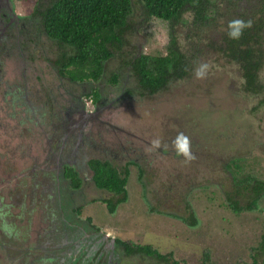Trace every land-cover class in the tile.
Listing matches in <instances>:
<instances>
[{
    "label": "rangeland",
    "instance_id": "obj_1",
    "mask_svg": "<svg viewBox=\"0 0 264 264\" xmlns=\"http://www.w3.org/2000/svg\"><path fill=\"white\" fill-rule=\"evenodd\" d=\"M11 2L16 13L26 14L33 8L35 0ZM133 28L137 29L127 37L128 49L133 45L144 53H166L170 38L167 21L151 18ZM184 30H189V27L184 26ZM27 37L30 44L37 42L33 44V52H27L21 42L18 49L24 52L9 56L6 60L9 72L20 82L16 89L19 98L17 112L21 115L22 112L27 114L30 111L27 118L19 117V122L43 117L45 106L41 103L49 95L42 89V85L54 83L65 94L66 103L70 107L68 109L74 113L71 122L73 130L91 128L94 134H103L110 145L140 142L148 150V160H141L144 168L142 179L146 187L138 175L139 168L130 163V173L125 184L127 198L114 210H110L107 202L102 199L115 200L118 195L102 189L97 192L89 178L84 179L88 198L92 202H83L79 212L82 217H91L92 230L99 227L108 232L109 236H118L142 245L149 244L162 253H172L179 261L178 264H254L255 260L256 264H264V252L259 250L260 246L264 247V194L251 208L239 211H233L228 204L230 199L227 198L233 194V176L242 178L251 175L264 180V101H261L264 99V88L258 94L247 92L242 87V78L237 74L235 65L220 59L216 63L201 57L190 77L170 83L155 95L139 96L137 93L125 99L118 94L129 86V76L123 74L121 81L113 84L108 83V75L103 76L99 81L88 84L100 87L101 93L104 92L102 96H106L109 101L97 106L87 96L89 90L86 86L82 90L80 85H69L55 76L50 60L56 56L57 49L51 40L43 33L36 34V31ZM112 69L109 66L108 70ZM198 69L202 75L196 74ZM24 70L30 82H24ZM260 77L264 86V66ZM48 88L52 89L53 86ZM75 114H81L82 118L74 123ZM2 115L0 112L5 124L7 119ZM29 126L24 127V131L25 128L29 130L23 133V145L16 142V139L20 140L18 137L14 140L11 138L6 144L10 153L3 147L6 143L5 135L0 130L2 193L10 192V184L14 183V187H17L20 183L17 176L20 173L43 167L55 170V165L62 166L71 157V150L67 146L53 155L51 161L46 160L51 148L46 144L49 142L45 139L46 131L35 128L34 124ZM16 128L19 133L20 125ZM180 133L188 137L190 157L179 150L176 138ZM82 138L83 135L80 140L83 144ZM82 144L76 148L85 150ZM155 146H159L156 152ZM37 156L45 159V162L36 159ZM54 158L59 162H54ZM78 167L83 176L88 175L82 164ZM20 180L24 181L23 188H28L26 178L23 176ZM246 202L244 198L242 203ZM31 213L34 215L36 209ZM190 214L196 220L192 226L180 219ZM32 218L34 227L31 228L23 219L20 223H14L16 228L21 229L20 226H23L31 229L33 236L29 241L34 240V233L40 228L41 222L38 217ZM16 228L11 233L17 232ZM11 240L6 236L4 241L0 240V244L5 242L9 245ZM56 261L57 264L61 263ZM128 262L162 263L144 253L123 258V264ZM0 264L18 263L12 254H5L0 256Z\"/></svg>",
    "mask_w": 264,
    "mask_h": 264
},
{
    "label": "trees",
    "instance_id": "obj_2",
    "mask_svg": "<svg viewBox=\"0 0 264 264\" xmlns=\"http://www.w3.org/2000/svg\"><path fill=\"white\" fill-rule=\"evenodd\" d=\"M29 14L57 49L54 66L51 64L55 76L69 85H80L82 90L86 86L91 101L100 99L101 88L88 84L103 76L108 75V83L113 84L127 74L129 92L155 95L170 83L190 77L201 57L235 65L247 92L258 94L264 88L260 77L264 66V0H35ZM151 18L168 23L170 38L165 54L144 53L133 45V49L127 48L128 35L137 29L133 27ZM235 19L245 22L237 37L229 35L230 21ZM109 66L113 67L110 71ZM89 162L96 184L120 194L115 200L103 199L114 210L127 198V166L93 157ZM246 189L252 192L248 201L240 204L237 195ZM262 194L264 180L233 176L228 204L233 211L249 209ZM124 243L128 251L137 248L163 259L164 264H177L171 253L161 254L149 244Z\"/></svg>",
    "mask_w": 264,
    "mask_h": 264
},
{
    "label": "flooded vegetation",
    "instance_id": "obj_3",
    "mask_svg": "<svg viewBox=\"0 0 264 264\" xmlns=\"http://www.w3.org/2000/svg\"><path fill=\"white\" fill-rule=\"evenodd\" d=\"M35 31L36 34L44 33L42 27L30 18L29 13L18 14L15 12L11 0H0V83L2 84L0 86V89H2V91L0 90V112L7 119L4 122L5 124H3L2 117H0V130L4 133L6 142L3 147L10 153V149L6 144L11 141V138L13 140L16 139L15 137L20 139H16V142L23 145V133L29 130V124H34L36 125L35 128L45 129L44 131H46L45 139L49 141L46 144L51 146L46 160L51 161L53 155L63 151L67 146L71 150L69 155L72 158H68L69 161L62 164V166L57 167L55 165V170H51L50 167L48 169H43V167L40 170L36 168L26 170L17 176V180L21 184L19 183L17 187H14V183L10 184L11 189L8 194L2 193L0 190V225H2L0 226V240L4 241L6 236L13 239L10 242L8 241L9 245L1 242L0 256L3 257L5 254L10 256L12 254L18 264H46L47 262L49 264H57L56 260L61 261L58 264H123V258L132 257L138 253L146 254L137 248H134V251H128L127 244L124 242H130L132 246L140 243L123 240L118 236H109L108 232L99 227L96 230H92V219L89 220L87 217H82L79 212L83 202L88 200L92 202L88 198L87 184L84 179L89 178L96 191L102 189L120 196V194L96 184L93 178L94 170L89 162L92 157L112 163L115 160L121 165H126V168H128L127 177L130 173L128 165L130 163L135 164L139 168L138 175L141 177L142 184L146 187V182L142 179L144 168L141 161L148 160V150L145 149V145L142 146L140 142L138 144L131 142L130 145H110L111 143L106 140L103 134H94L91 128L81 131L73 130L71 122L74 113L68 109L70 107L66 103L65 94H62L54 86V83L51 84L53 86L52 89L48 88V86H51L48 83H43L42 85L44 86L42 89L49 95L48 98L45 96L46 101L41 103V105L45 106L43 117L40 119L33 118L25 123H21L18 120L19 117H22V119L27 118L30 111L27 114L22 112L21 115L17 112L19 110L17 85L20 82L17 81L16 76L9 72L6 67V60L9 56L24 52L18 49L21 42H23L22 47L26 48L27 52H33L34 43L30 44L27 36ZM50 64L54 66L53 59ZM23 79L24 82L31 81L29 76L25 74V70L23 71ZM128 88L130 87L127 86L124 92L118 95L128 99V95L132 94ZM102 94L104 92L100 94L98 101H92L97 106L105 105V103L109 102L106 96H102ZM81 118V114H75L73 122H78ZM33 120L35 121L34 123L32 122ZM81 123L83 122L81 121ZM18 124L21 131L19 133L16 132ZM26 126L29 128H25L24 131ZM82 135L83 144L80 142ZM78 144L84 145L85 150L76 148ZM157 148L159 149V146L154 147L155 152ZM131 155H134V157H131ZM146 155L147 158H145ZM36 159L45 162V159L38 156ZM54 162L57 163L59 160L54 158ZM80 164L87 170V176L81 174L78 167ZM20 176L26 178L25 184L29 185L28 188H23L24 181H21L23 179L20 180ZM78 178L79 184L76 185L75 180ZM21 189L25 192L22 193ZM144 191L146 192L145 188ZM245 192L249 195L252 191L246 189L237 195L240 204H243L244 198L248 201V195ZM5 198H8V200ZM78 205H80L79 208ZM35 209L36 213L33 215L31 212ZM21 216L25 217L20 218ZM32 217H38L41 221L39 228L41 231L37 229L34 233V240L29 241L33 236L32 232H30L31 229L23 226H20L21 229L16 228L14 223H20L19 221L23 219V221L26 220V224L28 223L31 228L34 227ZM192 217L193 215L190 214V216H182L180 219L192 226V224L196 223V220L191 223ZM38 219L36 220L39 221ZM3 225L6 227H3ZM92 225L94 224L92 223ZM11 226L15 227L17 232L11 233L13 229L15 230L13 227L11 229ZM26 233L28 234L26 235ZM260 248L259 250L264 252V248L262 246ZM22 250L27 254L23 253ZM34 252L39 254H34ZM149 256L153 255L150 254ZM59 257H62V259H59ZM154 257L161 261V264H164L163 259L157 256ZM173 259L175 258L173 257ZM175 260L178 264L179 261ZM127 264L130 263L128 262Z\"/></svg>",
    "mask_w": 264,
    "mask_h": 264
},
{
    "label": "clouds",
    "instance_id": "obj_4",
    "mask_svg": "<svg viewBox=\"0 0 264 264\" xmlns=\"http://www.w3.org/2000/svg\"><path fill=\"white\" fill-rule=\"evenodd\" d=\"M245 22L240 20V19H235L230 21V25H231V29L229 31V35L233 36V37H237L240 34V29L243 26ZM202 67H206L202 66ZM197 75H202V72L198 69L197 70ZM177 142L179 145V150L183 151L185 153L186 156H191V152L189 151V141H188V137L185 136L183 133L178 134L177 136Z\"/></svg>",
    "mask_w": 264,
    "mask_h": 264
},
{
    "label": "bare ground",
    "instance_id": "obj_5",
    "mask_svg": "<svg viewBox=\"0 0 264 264\" xmlns=\"http://www.w3.org/2000/svg\"><path fill=\"white\" fill-rule=\"evenodd\" d=\"M62 46H64V45H62ZM243 47V46H242ZM177 48V47H176ZM247 49V48H246ZM57 55V54H56ZM63 69V68H62ZM63 73V72H62ZM130 73V72H129ZM11 109V108H10Z\"/></svg>",
    "mask_w": 264,
    "mask_h": 264
}]
</instances>
